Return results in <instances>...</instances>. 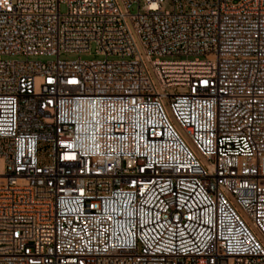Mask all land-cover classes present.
Returning <instances> with one entry per match:
<instances>
[{
  "label": "built area",
  "instance_id": "2783aa9c",
  "mask_svg": "<svg viewBox=\"0 0 264 264\" xmlns=\"http://www.w3.org/2000/svg\"><path fill=\"white\" fill-rule=\"evenodd\" d=\"M0 264H264V0H0Z\"/></svg>",
  "mask_w": 264,
  "mask_h": 264
},
{
  "label": "rangeland",
  "instance_id": "374dc122",
  "mask_svg": "<svg viewBox=\"0 0 264 264\" xmlns=\"http://www.w3.org/2000/svg\"><path fill=\"white\" fill-rule=\"evenodd\" d=\"M239 0H235V2H238ZM67 11V7L65 5H62L61 6V12L62 13H65ZM130 11L132 13H136L138 11V6L135 4L131 7ZM17 59H20V60H25L26 57H15ZM57 57L55 55H52V56H33V57H30L31 60H38V61H42V62H47V61H51V60H55ZM79 58H81L82 60H85V61H91V60H99V59H105V56H101V55H98L96 52H95V46L92 47V50H91V53L90 54H80V53H61L60 55V59L61 60H65V61H74V60H78ZM185 58V57H183ZM110 59H114V58H110ZM162 59H182V58H176V57H164ZM178 92H183L185 91L186 89L185 88H178L177 89Z\"/></svg>",
  "mask_w": 264,
  "mask_h": 264
}]
</instances>
